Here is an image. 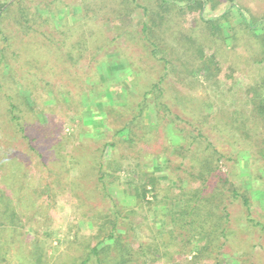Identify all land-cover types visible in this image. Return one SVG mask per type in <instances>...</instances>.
<instances>
[{
  "label": "rangeland",
  "instance_id": "obj_1",
  "mask_svg": "<svg viewBox=\"0 0 264 264\" xmlns=\"http://www.w3.org/2000/svg\"><path fill=\"white\" fill-rule=\"evenodd\" d=\"M146 1L138 0L140 4H144ZM37 2L38 0H22L21 9L25 10L26 7H29L30 12H35ZM57 2L58 6L55 9L52 7L51 13L47 14L48 21L43 25H34V31L29 33V35L32 34V39L35 40L33 42L34 52L42 56V68L41 66L38 68V63H35L34 73H21L18 68L19 61L17 62L16 59L11 58L16 72L25 76L19 79L13 76L12 72L14 71L11 69L12 66L9 65H6L3 71L0 70V188L7 194L2 197V202L10 203L11 199L12 206V204H16V200L20 199L22 195H26V204L29 205L28 194H30L34 210L30 207L24 209L27 213L26 216L30 218L33 215L32 219L36 220L35 224H38L39 221L43 222L44 225L36 231H28V224L33 223L28 219L19 228L21 231L19 236L25 240L29 235H34L37 238V247H42L41 254H39L41 261L37 264H77L79 260L77 261L76 258L80 256L81 244H85L86 239L90 238V229H88L85 222L81 221L83 220V217L81 218L83 213L88 212L83 208L88 205L81 208L79 205L76 206L70 203L66 197L60 194L57 189L58 184L52 180L56 172L64 170V162L60 156L70 154L68 160L73 165L71 162H74L78 155L77 150H80L79 153L82 155L85 154L86 159L89 160L93 152H99L98 147H100L101 142L111 138L115 140L116 137H113L112 129L114 123L115 125L117 123L118 116L122 120L129 117V114L128 116L117 115L121 114V110L126 108L129 95L128 92L126 95L125 87L131 84L130 81L135 76L131 72L132 69L128 61H133L136 69L141 67L144 70L143 78L148 80L150 75L157 78L159 70L154 72V68H159V65L155 59L161 55L158 53L154 58L149 56L142 45V40L138 39L139 42L135 39L130 41L126 38L124 32L122 36L115 37V43L113 42V44L112 42H106L105 45H96L93 41L90 42V38L89 42H83L84 39L81 38V34H83L82 37L85 36L87 27V30L92 31L104 28L103 31L110 38H113L112 36L117 32L111 29V25H116L114 22L117 21H114V14H112L113 9L117 6L115 1L86 0L82 7L79 5L80 0H60L59 3ZM232 4L242 7L244 12L255 20L264 19V0H218L216 8L210 11L207 7L205 13L220 14ZM85 7H88L92 14L87 22L84 19ZM38 8L40 7H37L36 11ZM137 8L138 10L141 9L139 6L135 7V9ZM42 11L47 12L48 10ZM94 13H97V15H93ZM171 13L173 16L176 14L173 11ZM53 14L59 17H55ZM133 17L138 20V11H134L129 16L125 15L122 20H118L117 24L126 26L130 22L133 23ZM197 18L196 11H185L174 16V26L189 31L191 28V34H197V36L192 35L193 38H196V40L200 38L201 43L205 45L212 44L210 39L212 36L205 28L202 30L197 25ZM234 20L238 23L237 19ZM235 21L234 24H236ZM79 22L83 23L82 28L79 25L80 31L76 28ZM261 23L264 24V21H261L258 25L262 26ZM133 24L136 26L137 23ZM224 24V28L228 30L227 36L230 37L225 39L226 45L221 44V50L225 54L226 51H230L227 58L233 57L236 63V66H234L236 72L233 74V78L223 80L215 85L212 83V79L206 78L199 72L190 74L187 68H180L175 73L171 72L163 81V94L160 95L159 99H154V94L151 93L146 100L145 107L149 104L153 109L141 113V118H144L142 127L144 125L149 126L153 134L147 143H141L142 152L140 156H138L137 151L139 144L132 145L129 152L123 141H119L113 157L110 148L105 147L101 156L103 170L107 173L104 178L108 182L107 193L116 198L121 205L133 208L132 206L137 201L136 197L133 196L134 180L137 179L143 165L151 164L160 182H167L164 168L166 157L164 156L163 162H156V157L153 154L162 150L167 140L165 135L171 134L170 131H173L171 137L179 138L177 144L182 140L180 134L173 127L174 124L167 121V118H171L176 125L179 124L183 128H188L194 135L198 133L201 137L211 141L218 139L219 150L223 152L228 150L226 153H231L232 158L229 160L227 157H220L218 161L220 173L228 174L229 172L231 174H229V178L232 182L235 183L240 180L244 184H251L249 177L252 174L259 178L252 184L261 183L257 186L259 188L252 185L253 205L249 215L260 220L262 225L250 227L248 230H240L239 223L245 219L246 210L244 211V207L239 201L229 205L230 226L233 234L227 245L224 246V252L236 256L240 260L238 248L243 247L248 259L238 262V264H264V158L256 157L255 148L253 147L256 141L264 136V133L260 127H257L256 132L249 134V138H237L232 148H229L224 141L226 133L230 131L227 122L229 112L232 109H239L242 113H246L250 109L244 88L253 86L264 94V61H259L264 52L260 45V38L254 35L257 34L261 37L264 29L259 28L253 33V31H245L240 24H237L234 33H232L229 23ZM94 27L96 30H94ZM0 28L11 40L12 46L15 30L12 29L10 21H1ZM117 30H122V27H117ZM40 32H43L44 35L47 34V37L40 38L41 36L38 35V33L42 35ZM164 37L166 42L172 40L171 37L167 36V33L164 34ZM98 40L99 42L103 41L101 37H98ZM77 41L81 43L80 48L83 49L86 45L88 50L86 54L84 53L85 55H82V61H76L73 64L71 63L72 65H68L67 51H70L75 57L78 56L77 48L73 50ZM0 43L2 44L1 41ZM117 44L122 45L121 50L126 52L129 57L121 55L118 49L113 50L118 48ZM25 50L29 55L30 52L33 53L31 45L28 48L25 47ZM177 56L171 57L172 60L183 59L181 56ZM221 57L226 59L223 55ZM36 60L39 61L40 58H36ZM33 68L34 63L30 60L27 69ZM74 73L85 75L83 77L85 83L88 84L86 87L89 88L88 92L84 89L80 96L78 95L80 98L78 102L80 108H78L81 109L78 113H75V109L78 108H73L75 103L71 95L66 98L65 95L56 94L57 89H60L59 83L66 78L70 80V75H74ZM92 74H94V77L90 76ZM29 76L34 78L33 82L39 80L37 88L34 90L30 88L31 86L34 87V84L27 85L22 81L28 82ZM70 83L79 85L78 80L76 82L71 80ZM134 92L136 93V90ZM7 96H10V101L15 104L14 114H17L25 128L22 133L14 127L13 123L11 124L12 121L6 109L9 100ZM24 96L29 100H35V103L30 104L33 108L24 103ZM155 100L163 103L154 105ZM43 105L45 106L44 111ZM92 109L93 111H91ZM34 111H39L40 115H35ZM93 113L96 117L93 116ZM48 114L47 122L46 115ZM158 115L164 120L163 126L156 123ZM104 119V122L110 124V126H102ZM37 120L42 124L47 123L51 128L47 126L41 130L44 125L38 126L40 123H36ZM110 127L112 128L109 129ZM103 132L105 134L102 135ZM136 132L137 134L140 133L141 128L139 132L137 128ZM249 132L243 133L247 134ZM234 133L237 136L239 132ZM201 140L205 141L204 139ZM75 145H78L77 148H74ZM57 147L58 149H56ZM110 158L121 163L122 168L119 171L121 177H114L112 172H117V170L113 171L112 166L107 167V161ZM60 164L63 168L58 170ZM131 170H135L136 174L133 175L135 176L133 181L128 183L127 179L130 180L131 178L129 174L132 172ZM45 184H51V196L44 192H38V189L35 188L37 186L43 188ZM18 185L23 188L22 195L17 193ZM153 193L154 191H152ZM147 195L148 199L152 198L151 193ZM49 199L51 203L53 201L52 205L46 202ZM107 202V194L102 196L101 193H94L87 203H89L90 210L96 207L102 210L107 206ZM49 207L51 209L50 213L48 212ZM143 212L142 208H136L131 216L136 225L134 230L136 240H143L152 235L148 220H145L141 215ZM26 219L23 216V220ZM19 230L17 229V231ZM74 232H78V235L75 236ZM2 233L7 235L10 231L7 229L0 230L1 235ZM183 249L184 252L178 256V259L189 258L192 254L188 251L189 247H183ZM30 250L27 246L22 255L20 253L16 258H12V256L9 259L2 258L0 264H34L32 261L30 262L32 258ZM227 262V264H236L234 257L228 258Z\"/></svg>",
  "mask_w": 264,
  "mask_h": 264
},
{
  "label": "trees",
  "instance_id": "obj_2",
  "mask_svg": "<svg viewBox=\"0 0 264 264\" xmlns=\"http://www.w3.org/2000/svg\"><path fill=\"white\" fill-rule=\"evenodd\" d=\"M21 1L0 0V22L10 21L12 29L15 30V37L11 46V40L8 39L7 35L0 28V41L2 42V44L0 43V70L3 71L6 65L12 66L11 69L14 71L12 74L18 79L23 78L25 75L16 72L11 58L13 60L16 59L17 62L19 61L18 68L21 70V73L32 74L36 69L37 63L38 68L43 64L42 56L34 52L33 42L35 40L32 39V34L29 35V33L34 31V25L45 24L48 21L47 14L51 13L52 7L55 9L58 6L56 4L57 1V3L60 2V0H38L35 12H30L29 7H26L25 10L21 9ZM80 1L79 5L81 7L84 6L86 0ZM113 1L117 3V6L112 11L114 21H117H113L116 25H111V29L118 33L116 32L112 36L113 38H110L103 31L104 28L96 30L94 27L96 31H92L90 29L87 30L88 27L86 25L85 36L82 37L83 34H81V38L84 39L83 42H89L90 38V42L93 41L96 45H105L106 42H112L113 44V42L115 43V37L122 36L124 32V35L130 41L133 39L137 41L138 39L142 40V45L149 56L154 58L158 53L161 54L155 59L159 68H154V72L159 70V73L157 74V78H153L150 75L148 80H146L142 76L144 70L141 67L134 68L135 64L133 61H128L132 69L131 72L135 76L130 81L131 84L125 87V93L127 95L128 92L129 95L126 108L122 109L121 114L117 115L128 116L129 114V117L126 120H122L118 116L117 123L116 125L114 123V128L112 129V135L116 139L112 140L111 138L101 142L100 147H98L99 152H93L89 160L86 159L85 154L82 155L79 153L80 150H77V159L75 158L74 162H71L73 165L68 160L70 154L60 156L64 162V170L56 172V175L52 179L58 184V191L70 203L76 206L79 205L82 208L88 205L83 208L88 212L83 213L81 216L83 220L81 221L85 222L88 229H90V238L86 239L85 244H81L80 256L76 258L77 261L79 260L77 264H227L228 258L231 259L233 257L236 264L246 261L248 256L243 247L238 248L240 260L236 256L224 252V246L227 245L229 238L233 234L228 208L229 205L239 201L244 207V211L246 210L245 219L239 223L240 230H248V228L257 225L261 226L260 220L254 219L249 215L251 206L253 205L252 185H255L254 187L256 188L261 183H257V185L255 183L252 184L259 179L258 176H253L252 174L249 177L251 184H244L240 180L239 182H232L229 178V172L228 174L220 173L218 167L220 157H227L229 160L232 158L231 153H226L227 149V151L225 150L226 152L219 150L218 139L211 141L205 137H201L198 133L194 135L188 128H183L179 124L176 125L171 118H167V121L174 124L173 127L182 139L177 144L176 142L179 138L171 137L173 131H170V136L164 134L167 138L166 144L160 152L153 154L156 157V162H163L164 156L166 157L164 168L167 182H160L151 164L143 165L137 179L134 180L133 196L136 197L137 201L132 206L133 208L121 205L116 198L111 197L107 193L108 182L104 178L107 173L103 170L101 156L103 149L109 147L113 157L119 141H123L129 152V149H132V145L139 144L137 151L138 156H140L142 152V147L140 148L141 143H147L153 134L149 126L144 125L142 127L144 118H141V113L153 109L149 104L145 107L146 100L151 93L154 94V99H159L160 95L163 94V81L171 72L175 73L180 68H187L190 74L202 73L206 78L212 79V83L215 85L221 83L223 80L232 79L233 74L236 72V69H234L236 63L233 57L227 58L230 51H226L225 54L221 50L222 45L227 44L225 39L230 37L227 36L228 30L224 28V23H229L232 33H234V28L237 24H240L241 28H244L245 31H253L254 33L259 28L264 29V24L261 23L262 26L258 25L264 19L258 21L249 17L243 8L237 4L228 6L220 14H206L205 9L208 7V10L213 11L218 4V0H147L144 4H140L138 0ZM137 6L141 7V9H135ZM37 7L40 8L36 11ZM85 8L84 19L87 22L92 17V14L88 10V7ZM45 9L48 11L43 12L42 10ZM134 11H138V20H136L137 18L134 19V17L132 19L133 23H137L136 26L132 22L126 26L117 24L118 20H122L125 15L129 16ZM172 11L176 13L174 16L180 15L185 11H196L198 16L197 22L199 23L197 25L202 30L205 28L210 33L212 44L205 45L201 43L200 38L197 40L193 38L192 35L197 36V34H191V28L189 31L175 27ZM53 15L55 16L56 14ZM93 15H97V13ZM234 19H237L238 23ZM234 21L236 24H234ZM79 25L82 28L83 23L79 22L76 27L78 31H80ZM117 27H122L123 31H118ZM40 33L42 34L38 33L41 36L40 38H43V36L47 37V34ZM165 33L172 40L166 42ZM254 35L260 38V45L264 52V31L261 33V37L257 34ZM98 37H101L104 42H99ZM80 44L77 41L73 47V50L77 48L78 56L75 57L70 51H67L68 65H72L76 61H82V55L86 54L88 47L84 45L82 49L79 47ZM30 45L33 53L30 52L29 55L25 47L28 48ZM117 47L113 50L118 49L121 55L129 57L126 55V52L121 50L122 45L117 44ZM177 55L183 59L172 60L171 57H178ZM222 55L226 59L221 57ZM36 58H40V60L37 61ZM30 60L34 63V68L28 70L27 66ZM259 61H264V55ZM3 74L6 76L4 72ZM67 75L69 76L70 74ZM93 75L90 76L94 77ZM70 76V80L66 78L59 83L60 89H57L56 94L65 95L66 98L71 95L75 103L73 108H80L78 105L80 99L78 95L80 96L84 89L88 92L89 88L86 87L88 84L85 83L83 77L85 75L82 76L81 74L74 73V75L71 74ZM71 80L72 82L78 80L79 85L70 83ZM22 81L27 85H30V83L34 84V87H30L32 90L36 89L39 83V80L33 82V77L28 78V82ZM134 90H136V93ZM244 92L247 95L250 109L246 113H242L239 109H232L227 116L231 132L226 133L224 141L228 144L229 148L233 147L237 138H249V134L256 132L257 127H260L264 133V94L253 86H246ZM7 97L9 100L6 109L12 121L11 124L13 123L14 127L22 133V131H25V128L17 114H14L15 104L10 101V96ZM23 100L30 107L32 102L35 103V100H29L26 96H24ZM153 103L154 105H159L163 102L155 100ZM79 108L75 109V113L81 110ZM44 109L45 106L43 107V111ZM33 113L38 115L39 111H34ZM46 116L48 122L49 114ZM93 116H95L94 113ZM104 121L105 119L102 126H110V124H106ZM163 121V118L158 115L156 123L163 126ZM36 123H40L39 120ZM36 123L35 125H37ZM41 125H44V127H40L41 130L47 126L51 128L47 123H40L38 126ZM137 128L138 132L141 128V132L138 134L136 132ZM248 131L250 132L247 134L243 133ZM234 132L239 133L236 136ZM103 134L105 133L103 132ZM77 146L75 145L74 148H77ZM253 147L255 148L256 157L260 156L264 158V136H261ZM61 164L58 166V170L63 168ZM111 166L113 171L117 170V172H112L114 174L112 175L114 177H121L119 172L122 168L121 163L118 160L113 161L110 158L107 161V167ZM131 171L129 173L131 178L130 180L127 179L128 183L133 181L135 177L133 175L136 174L135 170ZM20 187L22 186L18 185L17 193L22 195L23 188ZM35 188L38 189V192H44L49 196L52 195L51 184H45L43 188H39L38 186ZM152 191H154L153 194ZM94 193H101L102 196L107 194V206L102 210L98 207L90 210L89 203L87 202L90 201ZM148 193H151L152 198L148 199ZM6 195L2 188H0V230L7 229L10 231L7 235H3L2 233V236L0 234V259H9L11 256L12 258H16L20 253L22 255L24 249H27V246H29L32 252L30 262L32 261L34 264L40 263L39 254H41L42 247H37V238L34 235H29L25 240L19 236L21 233L19 228L28 219L33 222L28 224V231H36L44 225L43 222L39 221L37 222L38 224H35L36 220L32 219L33 215L30 218L26 216L27 213L24 209L27 207L33 208L30 194H28L29 205L26 204V195H22L20 199L16 200V204H12V206L11 199L10 203L2 202V197ZM46 202L50 205L53 204V201L51 203L50 199L46 200ZM136 208L144 210L141 215L145 220H148L150 229H152V235L143 240L135 239L134 230L136 225L131 216ZM50 211L49 207L48 212L50 213ZM23 216L27 219L23 220ZM73 234L77 236L78 232H74ZM183 247H189L188 251L192 254L189 258L185 257L181 260L178 259V256L184 252ZM235 254L237 255V253Z\"/></svg>",
  "mask_w": 264,
  "mask_h": 264
}]
</instances>
